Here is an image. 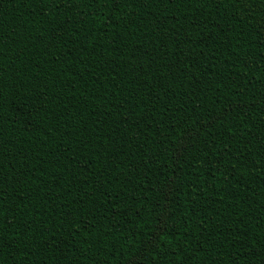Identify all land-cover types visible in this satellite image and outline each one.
Segmentation results:
<instances>
[{"label": "trees", "instance_id": "16d2710c", "mask_svg": "<svg viewBox=\"0 0 264 264\" xmlns=\"http://www.w3.org/2000/svg\"><path fill=\"white\" fill-rule=\"evenodd\" d=\"M133 261L264 264V0H0V264Z\"/></svg>", "mask_w": 264, "mask_h": 264}, {"label": "snow or ice", "instance_id": "6c2138e0", "mask_svg": "<svg viewBox=\"0 0 264 264\" xmlns=\"http://www.w3.org/2000/svg\"><path fill=\"white\" fill-rule=\"evenodd\" d=\"M180 148H181V144L178 143V144H177V151H178V154H179V150H180ZM132 264H136V262L133 261Z\"/></svg>", "mask_w": 264, "mask_h": 264}]
</instances>
